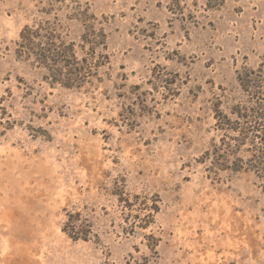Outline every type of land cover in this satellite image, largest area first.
<instances>
[{"label":"rangeland","instance_id":"rangeland-1","mask_svg":"<svg viewBox=\"0 0 264 264\" xmlns=\"http://www.w3.org/2000/svg\"><path fill=\"white\" fill-rule=\"evenodd\" d=\"M0 264H264V0H0Z\"/></svg>","mask_w":264,"mask_h":264},{"label":"trees","instance_id":"trees-1","mask_svg":"<svg viewBox=\"0 0 264 264\" xmlns=\"http://www.w3.org/2000/svg\"><path fill=\"white\" fill-rule=\"evenodd\" d=\"M24 32L27 33V31H24ZM39 37H40V35L39 36L38 35L33 36V34H31L30 37L28 35L22 36L23 40L26 41V44H28V45L30 44V45L34 46V49L33 48H29V49L32 51L34 50L33 52H36L35 54L39 55L42 58V61L45 62L49 58H47L45 55L43 56L41 49H39L40 45L39 44L34 45L32 39H30V38L35 39V38H39ZM43 45H44V43H43ZM58 54H59V52H58ZM60 54L62 55V50L60 51ZM53 61L55 62L56 60H53ZM65 62H67V61H65ZM75 64H76V66H74L72 64H68L69 66L71 65V67H70L71 69L69 70V72L67 71V73H65L63 75V79H61V81L59 78L60 72L55 74L54 77L52 76L53 79L56 82L60 81L59 83L63 84L66 87H70V88L78 87L82 83L81 78L86 76L87 73H83L86 70V67L84 66V64H81L79 61H77Z\"/></svg>","mask_w":264,"mask_h":264}]
</instances>
